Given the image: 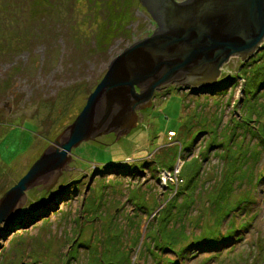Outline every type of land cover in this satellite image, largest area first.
Returning <instances> with one entry per match:
<instances>
[{"label": "rangeland", "instance_id": "1", "mask_svg": "<svg viewBox=\"0 0 264 264\" xmlns=\"http://www.w3.org/2000/svg\"><path fill=\"white\" fill-rule=\"evenodd\" d=\"M50 1L54 10L46 0H32L42 13L35 18L27 11L21 28L0 26L3 33L29 35L19 65L5 70L17 55L0 56V100L15 104L0 135V199L76 120L109 64L157 29L140 0ZM3 8L0 20L7 19ZM252 61L264 66V45L251 60L235 58L225 66L215 95L176 87L157 92L131 134L119 141L110 134L75 149L72 172L48 192H28L0 223V264H95V254L106 249L103 240L117 236L133 264H264V151L250 163L254 177L242 185L253 193L252 203L220 227L211 214L216 189L228 174V143L248 151L264 134V87L252 98L246 91L254 66H245ZM179 160L184 182L198 173V190L187 202L194 203L190 217L170 227L175 233L186 228L189 238L178 236L174 244L166 239L170 232L162 218L177 189L165 184L163 174ZM232 221L235 235L210 249L212 237L227 234ZM198 239L203 246L179 255ZM163 247L173 251L157 249Z\"/></svg>", "mask_w": 264, "mask_h": 264}, {"label": "water", "instance_id": "2", "mask_svg": "<svg viewBox=\"0 0 264 264\" xmlns=\"http://www.w3.org/2000/svg\"><path fill=\"white\" fill-rule=\"evenodd\" d=\"M140 1L157 29L109 64L76 120L0 199V223L28 192H48L72 172L73 151L83 143L131 134L157 92L176 87L215 95L232 59L247 62L263 49L264 0Z\"/></svg>", "mask_w": 264, "mask_h": 264}, {"label": "trees", "instance_id": "3", "mask_svg": "<svg viewBox=\"0 0 264 264\" xmlns=\"http://www.w3.org/2000/svg\"><path fill=\"white\" fill-rule=\"evenodd\" d=\"M257 62L258 61H252L251 63L245 66V67H251L252 65L254 66L253 67L254 71L252 72V75L249 77L247 81L248 89H246V91L248 97L250 98L254 97L264 87V66H260L259 63L257 64ZM258 135L260 136L259 146H257V148L254 149L250 148L251 150L248 151L244 150L241 152L240 150L243 148L237 149L238 146H236L233 143V141L231 145L228 143L226 149L228 153L227 159L229 158L228 163L226 162V168L228 169V174L227 177L224 178L222 185L218 186L216 189L217 192L216 200L214 201L215 203L211 209L212 211L211 214L215 216L217 220L216 223L217 225H219V227L222 224H224L227 219L233 217V215L236 212H238L239 208H243L244 206L248 205L249 203H252L253 201V193L251 191H242V185L246 177H251V178L254 177V172H253L254 169L250 167L251 165L250 163H253V161L256 162L260 160L261 156L263 155L264 134L259 133ZM252 150L254 151L252 152ZM172 170L173 167H171L170 169L168 168L166 171H172ZM261 178H264V175H261L260 179ZM260 179H258V182ZM197 181H198V173L192 176L190 180H188V182H184V184L180 186L176 191L177 197L173 199V201L169 202L168 207L165 209L163 213L164 217L162 218V225L164 230L170 232V234L166 236V239H168L169 242L171 241L174 242L175 244V238L178 236H181V238L185 241H187V239L189 238L186 235L187 234L186 228L183 229V232L179 230L180 233L179 231L178 232L176 231L178 233L177 234L175 233L174 230H172L173 228L170 229V227L174 224L178 225L181 219L183 220L185 219V217L186 218L190 217L191 215L190 211L192 208L191 205L194 204L192 202L195 199V193L198 190ZM236 195L240 196L239 200L237 202H233V198ZM180 198H183L184 200L186 199V202L185 201L181 202L179 200ZM189 200H191L192 202L187 204ZM95 219L96 218H93V220ZM231 226L232 227L229 228L227 234L219 233V235L212 237V239L209 241L208 247H210V249L213 248L216 249L219 243L229 241L231 237H233L236 233L234 221H232ZM121 239L122 236H117L116 239L103 240V243L106 244V249L103 255L99 253L98 258H97V253L95 254L96 258L94 259V263L95 264H133L130 257L131 256L130 250L121 247V241H120ZM263 240L264 237L262 239V242ZM203 243H204L203 240L198 239V243L195 242L193 245H190V248L182 249L179 252V255L185 254L186 252L190 251L192 248L195 247L200 248L201 246H203ZM134 245L135 246L139 245V241H137L136 244ZM143 247L145 250H149L147 246H143ZM157 249L160 250L161 253L162 252L164 253V251L167 250H172L171 247L170 248L163 247ZM158 253H155L154 255ZM161 259H162L161 262H165L163 258ZM166 264H177V263L171 260H167Z\"/></svg>", "mask_w": 264, "mask_h": 264}, {"label": "flooded vegetation", "instance_id": "4", "mask_svg": "<svg viewBox=\"0 0 264 264\" xmlns=\"http://www.w3.org/2000/svg\"><path fill=\"white\" fill-rule=\"evenodd\" d=\"M5 1V0H3ZM22 1L23 4H20ZM51 2L50 0H46L45 7L50 8L52 10H54V4L49 3ZM34 3L32 2V0H6L5 2H0V6H2V8L4 9L5 13H6V18L4 20H0L3 22L0 26L4 27L7 26V28L9 26H16L18 25L19 28H21L24 23H25V19H26V15H27V11L28 14L29 12L32 13V15L35 18L40 17V12L42 13V10H40L39 8L43 7L40 5H37L36 7H34ZM51 12V11H50ZM13 13H16V17L14 15H12ZM35 22V19H34ZM31 22L29 23V25L31 26H36V23ZM6 30V29H5ZM10 31L6 30V33H3V31L0 30V56L2 58H9V57H13L15 55H17L15 57V60L12 61L11 65H6L4 66L5 70L9 69V68H13L14 66L19 65V60L20 57L23 58L25 51V42H26V38H28L27 36L25 37V35L23 34H15V35H11L8 34ZM25 32V31H23ZM35 32L38 34V32L35 30ZM22 33V31H21ZM32 36H30L29 38H31ZM37 36L33 37L36 38ZM36 42V40H35ZM2 54V55H1ZM22 54V55H20ZM14 100V99H13ZM14 102V101H13ZM2 101L0 100V135L4 134V129L7 127V122L8 120H10V118L13 116L14 113V109H15V104L14 105H10L9 103L3 104ZM13 109V113H12V109ZM2 110H4L6 112V115L2 114Z\"/></svg>", "mask_w": 264, "mask_h": 264}, {"label": "built area", "instance_id": "5", "mask_svg": "<svg viewBox=\"0 0 264 264\" xmlns=\"http://www.w3.org/2000/svg\"><path fill=\"white\" fill-rule=\"evenodd\" d=\"M182 165L183 164L180 161L176 166V168H174L172 171H166V170L164 171L163 181L165 182V184L167 185L169 184L175 187L176 189H178L180 186L184 184V179L181 176Z\"/></svg>", "mask_w": 264, "mask_h": 264}]
</instances>
